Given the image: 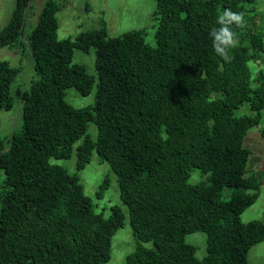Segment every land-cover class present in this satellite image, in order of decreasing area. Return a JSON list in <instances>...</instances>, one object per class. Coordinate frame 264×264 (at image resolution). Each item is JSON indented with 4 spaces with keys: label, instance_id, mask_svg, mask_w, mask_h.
Segmentation results:
<instances>
[{
    "label": "trees",
    "instance_id": "16d2710c",
    "mask_svg": "<svg viewBox=\"0 0 264 264\" xmlns=\"http://www.w3.org/2000/svg\"><path fill=\"white\" fill-rule=\"evenodd\" d=\"M32 1L16 0L0 30V50L21 45L35 71L15 96L22 67L0 59V110L22 103L20 126L0 136V264L111 260L127 215L115 205L107 216L85 192L79 172L94 151L118 177L138 240L126 264H249L264 241V221L242 219L262 185L244 145L255 126L264 138V61L252 64L264 57L262 0H155V45L145 29L109 36L105 26L59 38L60 5L45 0L29 27ZM92 47L97 74L74 60L75 48ZM96 83L94 104L66 99ZM245 103L252 113L238 115ZM74 153L75 172L51 162ZM193 169L206 178L191 182ZM197 231L207 235L203 257L186 241Z\"/></svg>",
    "mask_w": 264,
    "mask_h": 264
},
{
    "label": "rangeland",
    "instance_id": "374dc122",
    "mask_svg": "<svg viewBox=\"0 0 264 264\" xmlns=\"http://www.w3.org/2000/svg\"><path fill=\"white\" fill-rule=\"evenodd\" d=\"M60 5L57 13L59 20V38H75L80 32L90 29H97L105 26L109 36L120 35L133 29H145L146 39L152 45L156 44L157 19L155 18V0H56ZM45 3V0H33V11L28 17V26L31 27L38 20V15ZM16 6V0H0V30L9 22ZM260 16L257 20L264 23V0L258 5ZM0 59H7L12 65L22 67L17 82L13 87V94L17 90L30 86L35 74L32 57L21 45L13 47L5 46L0 50ZM74 60L86 66L91 74H97L96 53L92 47L90 51L75 48ZM264 57L258 62H252L254 67L261 68ZM97 83L91 93L81 94L76 88L67 89L66 99L76 107H84L94 104L96 101ZM238 115L252 113L248 103L236 110ZM22 103L19 99L15 101L12 110H0V136L6 138L14 130L18 129L21 123ZM89 133L96 139L98 134L97 126L90 123ZM244 145L251 149L248 160L247 171H257L262 175V185L258 199L247 207L242 213L244 221L261 219L264 221V138L260 133V126L251 128L244 138ZM52 163L60 164L70 172L76 171V153L69 158H51ZM85 192L90 195L97 205L98 210H104L108 216L111 207L119 205L126 213L125 225L119 228L112 241V258L105 264H126L127 255L132 252L138 243L135 238L128 207L123 203L120 195L118 177L113 171L110 163L102 160L97 151H94L92 159L87 166L79 172ZM4 173L0 168V183ZM206 178L200 169L191 171V182H198ZM109 180V186L104 194L99 197L97 191L101 184ZM188 243L197 246V256L203 257L206 254L207 235L203 231L189 233L186 236ZM151 245L150 242L145 243ZM249 264H264V241H261L249 250Z\"/></svg>",
    "mask_w": 264,
    "mask_h": 264
}]
</instances>
